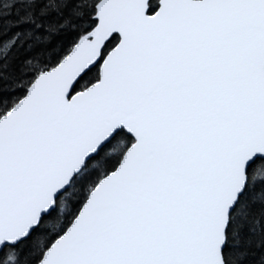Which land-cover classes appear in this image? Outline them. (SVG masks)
Segmentation results:
<instances>
[{"label": "snow or ice", "instance_id": "obj_1", "mask_svg": "<svg viewBox=\"0 0 264 264\" xmlns=\"http://www.w3.org/2000/svg\"><path fill=\"white\" fill-rule=\"evenodd\" d=\"M0 264H264V0H0Z\"/></svg>", "mask_w": 264, "mask_h": 264}]
</instances>
